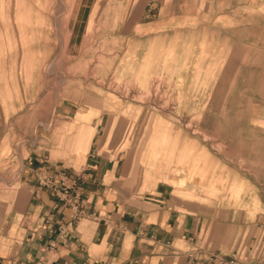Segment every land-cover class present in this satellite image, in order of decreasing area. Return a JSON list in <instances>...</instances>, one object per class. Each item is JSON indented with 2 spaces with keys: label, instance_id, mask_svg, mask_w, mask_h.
Here are the masks:
<instances>
[{
  "label": "crops",
  "instance_id": "obj_1",
  "mask_svg": "<svg viewBox=\"0 0 264 264\" xmlns=\"http://www.w3.org/2000/svg\"><path fill=\"white\" fill-rule=\"evenodd\" d=\"M255 3L0 0L7 123L25 115L36 137L35 109L50 97L51 62L62 54L71 59L59 65L65 83H96L72 73L93 52L83 54L89 36L106 37L113 83L138 93L158 85L169 100L151 111L109 91L55 97L44 121L58 140L37 147L57 150L29 145L0 216V264H217L238 242L264 244V124L253 96L227 106L248 53L256 71L241 82L260 83L264 28L252 23Z\"/></svg>",
  "mask_w": 264,
  "mask_h": 264
},
{
  "label": "rangeland",
  "instance_id": "obj_2",
  "mask_svg": "<svg viewBox=\"0 0 264 264\" xmlns=\"http://www.w3.org/2000/svg\"><path fill=\"white\" fill-rule=\"evenodd\" d=\"M253 6L256 7V9L252 12V15L256 17V19H254L252 23L259 28H264V0H256V3ZM91 46L93 47V52H87V58L89 60H82V66L78 67L75 73H72L75 75H82L81 78L83 80L93 79L96 81L94 84H78L74 83V81L70 82L69 79L71 78L69 77H67V81L65 83V77H62V75L65 73V69L59 68V65L69 62L71 60L69 56L62 54L60 58L57 57L51 62L50 70L52 73L48 75L46 82V90L50 93V97L44 103L43 108H40L39 110H37V108L35 109V123L37 124V127L41 129L40 131H36L34 133L36 136L35 138L33 136V132L27 129L28 122L25 115L13 119L10 123H7L5 119L0 116V216L5 213L8 204L13 198V194L18 183V180H16L17 172L19 166H21V161L27 156L29 145H32L35 140L36 152H44L46 151L45 149L49 151L57 150L51 147H44L42 149L37 147L39 145H43L47 141L51 140L50 144H54L52 141L55 140L56 142L58 140L57 133L54 132V127H50L49 123L44 121V119H47V116L45 117L44 115H48V112L52 110L55 97H73V95H75L78 90L83 89L93 91L95 94L98 93L99 96H101L106 91L118 93L133 99L134 103L137 105H147V108L151 111L165 109L169 105L168 98H166V95L163 94V92L160 90V86L158 85H154L152 89L146 93H138L130 91L128 85L113 83L108 76V65L110 61L106 37L89 36L87 45L86 41L84 43V55L88 47L90 49ZM119 47L120 43L116 41L114 45L115 53L118 52ZM260 48H264V44L263 46L260 45ZM247 55H249L248 59H241L237 62L238 67L235 70L238 74V81L234 84H228L227 106L228 108L236 107L242 94L249 97L253 96V112L254 114L258 113V123L264 124V51H260L258 58V75L260 79L259 84H243L241 82L245 75H249L251 71L254 72L256 69L254 67L251 68L248 66V64L252 62L249 59L251 57V53H248ZM87 62L90 64L93 63V65H97V67L92 69L90 66L87 68ZM67 68L69 69V67ZM67 72V75L71 73L70 70H67ZM255 91L258 93L255 94ZM246 102L247 100H243L244 104ZM240 244V242L236 243L234 250H237V248L240 247Z\"/></svg>",
  "mask_w": 264,
  "mask_h": 264
},
{
  "label": "built area",
  "instance_id": "obj_3",
  "mask_svg": "<svg viewBox=\"0 0 264 264\" xmlns=\"http://www.w3.org/2000/svg\"><path fill=\"white\" fill-rule=\"evenodd\" d=\"M38 179L41 184H47L44 177H38ZM52 191L62 201L69 203L71 206H77L76 196L69 199L67 197V189H62L53 185ZM80 216V212H77L72 217V220H76ZM217 264H264V244L262 243V239L255 240L253 245L247 250L243 246H240L227 259H218Z\"/></svg>",
  "mask_w": 264,
  "mask_h": 264
}]
</instances>
